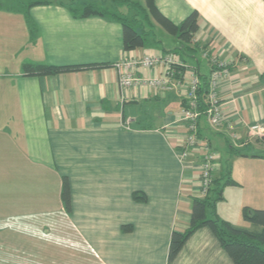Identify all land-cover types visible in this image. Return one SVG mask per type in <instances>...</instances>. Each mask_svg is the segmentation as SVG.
Masks as SVG:
<instances>
[{"label": "crops", "instance_id": "obj_1", "mask_svg": "<svg viewBox=\"0 0 264 264\" xmlns=\"http://www.w3.org/2000/svg\"><path fill=\"white\" fill-rule=\"evenodd\" d=\"M72 4L25 0L15 9L0 7V264H44L58 252L86 264H168L171 234L188 228L192 200L199 198L204 156L186 158V168L178 158L187 134L181 121L186 83L209 78L221 63L228 70L217 90L224 123L213 129L199 118L197 137L218 156L212 180L229 170L236 184L223 188L217 217L259 230L242 210H264V155L255 150L264 141L248 136L249 126L264 122V0H154L174 25L198 14L197 49L188 54L173 51L176 42L162 30L161 46L125 51L118 22L75 18ZM117 6L126 9L114 5L111 12L137 14ZM164 55L177 58L168 84L153 85L166 78L157 65L135 71L138 85H118L117 63ZM24 65L82 69L38 76L24 74ZM222 153H228L225 168ZM230 200L231 212L222 206ZM171 264L233 262L201 228Z\"/></svg>", "mask_w": 264, "mask_h": 264}, {"label": "trees", "instance_id": "obj_2", "mask_svg": "<svg viewBox=\"0 0 264 264\" xmlns=\"http://www.w3.org/2000/svg\"><path fill=\"white\" fill-rule=\"evenodd\" d=\"M73 0L69 8L75 18L109 17L118 22L122 27L123 48L125 51L142 49L148 45H160L159 31L170 35L177 46L173 51L182 53V48L187 52H195L196 45L193 44V36L199 29V16L197 13L189 15L181 24L174 25L165 19L154 6V0H144V4L132 3L129 0H103L114 5H126L136 9V15L126 18L117 12H111L97 5L100 0H83L81 7H75ZM39 4V3H38ZM28 20V19H27ZM29 27L33 31L30 20ZM164 51L163 47H161ZM88 67V66H87ZM90 66L88 68H92ZM82 69L81 66H46V65H24L23 73L26 75L51 76L71 73ZM183 70V69H182ZM264 77V76H263ZM199 87L196 91V111L205 117L204 113L208 107V79L201 76ZM188 108L187 105L185 109ZM213 180L207 195L203 198H194L191 205L190 223L184 231H173L170 238L168 264H171L181 251L186 241L199 229L207 228L228 255L233 264H264V210H251L244 208L242 217L245 222L250 223L257 231H247L233 227L230 223L220 220L216 215L215 204L222 201L224 187L236 186V184L225 178ZM223 182V183H222ZM61 197L68 208L69 189L67 180L63 179ZM135 201H145L143 195L133 194Z\"/></svg>", "mask_w": 264, "mask_h": 264}, {"label": "built area", "instance_id": "obj_3", "mask_svg": "<svg viewBox=\"0 0 264 264\" xmlns=\"http://www.w3.org/2000/svg\"><path fill=\"white\" fill-rule=\"evenodd\" d=\"M172 55H164L163 57H151L146 56L141 60L134 62H121L115 65L118 71V85L123 88H130L141 83V79L136 78L134 73L140 68L150 69L157 65L164 66L166 69V78L153 82L154 84H168V74L170 77V67L177 62ZM228 75V70L225 64H217L216 68L211 72L208 79V95L207 104L208 107L204 113L208 125L213 128H220L224 123V117L221 112V106L217 95V90L223 78ZM179 86H177L178 88ZM199 87V79L197 76H193L187 83L185 89V99L187 101V107L181 112L182 120L187 129V134L184 137L182 144H178V148L182 149L178 153L179 162L186 168L184 161L186 158H194L198 153L203 152L204 156L199 163L200 174L198 176L199 191L198 199L203 198L207 195L211 184H212V172L215 168V162L218 160L217 154L209 151L206 144L200 143L197 137V123L201 116L196 111V91ZM179 90L181 89L178 88ZM248 136L252 138L261 139L264 138V122L255 123L248 127Z\"/></svg>", "mask_w": 264, "mask_h": 264}, {"label": "rangeland", "instance_id": "obj_4", "mask_svg": "<svg viewBox=\"0 0 264 264\" xmlns=\"http://www.w3.org/2000/svg\"><path fill=\"white\" fill-rule=\"evenodd\" d=\"M83 0H79V2H77V1H74V5L73 6H75V7H81V2H82ZM20 2H23V3H25V0H0V7H2V8H6V9H15V8H17V3H20ZM97 3V2H96ZM97 5L98 6H100V7H102V8H104V9H107V10H109V11H111V6H114V5H111L110 3H107L105 6H102V5H100V3H97ZM119 10H120V12H122L123 13V11H124V9H126V7L125 8H120V6H117V5H115ZM133 13H131V15H132ZM131 15L129 16V17H131ZM169 37H170V35H167V38H168V40H169ZM172 40V39H171ZM170 41V40H169ZM182 52L183 53H189V52H187L186 50H182ZM201 64H203V62L201 61L200 62ZM250 138H252V137H250ZM253 140V142L256 140L255 138H252ZM263 141H264V138H261ZM260 146H262L261 148L259 147V148H255V150L257 151V153H259V154H263L264 155V142L260 145ZM215 147V146H214ZM215 149H216V147H215ZM253 150H254V148L253 147H249V148H247L246 149V151L245 152H249V154H251L252 152H253ZM223 154V165H224V168H225V164H227L228 163V161H229V159H228V153H222ZM229 166L231 167V169H230V171L233 169L232 168V164L230 163L229 164ZM236 172H238V167H235V169H234ZM228 172H229V170H228ZM228 172H227V175H228V178L226 177L225 179L226 180H224V181H229V180H231V181H233L232 179L233 178H230L229 177V174H228ZM223 183V182H222ZM244 190H246V189H243L242 191H244ZM246 192L248 193V191L246 190ZM252 192H250V194H251ZM231 204H233V202L230 200V202H228V204L227 205H222V206H224L225 207V210H229L230 212H231ZM232 213H234V211H232ZM60 230V229H59ZM60 231H62V230H60ZM60 237V236H59ZM60 255V252H58L57 253V256H50V258L51 259H44L43 261H44V264H48V263H50V264H56V262H58L57 264H86V262H87V260H85V259H79V258H73V260L72 259H70V258H66V259H63V257L62 256H59ZM90 261V263L89 264H92V260H89Z\"/></svg>", "mask_w": 264, "mask_h": 264}]
</instances>
